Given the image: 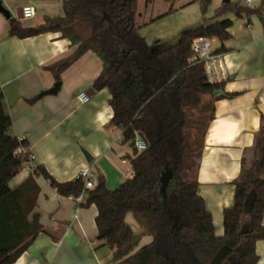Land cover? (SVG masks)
Masks as SVG:
<instances>
[{"label": "trees", "instance_id": "obj_1", "mask_svg": "<svg viewBox=\"0 0 264 264\" xmlns=\"http://www.w3.org/2000/svg\"><path fill=\"white\" fill-rule=\"evenodd\" d=\"M171 2V0H166ZM138 0H67L63 16L46 19L37 28H24L10 19L9 34L28 38L46 32H61L78 48L73 55L51 68L59 74L88 51L103 62L93 88L107 89L113 111L110 127L121 130L123 144H129L132 176L117 189H109L104 178L85 192L80 205H95L97 240L113 251L115 264H258L256 243L264 241V117L248 161L243 156L239 176L233 181L236 206L228 210L225 221L233 231L224 236L213 233L211 220L198 197V173L205 139L215 118L217 101L236 94L226 93L229 78L211 83L203 63H190L192 45L197 38L230 39L229 15L238 18L260 16V9L223 4L209 24L206 18L196 29L183 32L178 44L153 49L139 34ZM205 16L212 0H192ZM90 28L83 40L79 28ZM0 87V264H14L41 233L59 241L56 233L41 226L35 212L42 177L59 196L78 197L84 181L60 183L40 166L15 188L11 181L24 170L26 156L16 151L27 142L12 135V120L4 110ZM137 134L148 143L141 152L135 147ZM172 176L163 192V180ZM134 214L146 225L152 242L135 251L136 236L126 217ZM249 221L244 224V215Z\"/></svg>", "mask_w": 264, "mask_h": 264}, {"label": "crops", "instance_id": "obj_2", "mask_svg": "<svg viewBox=\"0 0 264 264\" xmlns=\"http://www.w3.org/2000/svg\"><path fill=\"white\" fill-rule=\"evenodd\" d=\"M65 1L0 0V6L11 12L10 19L21 22L24 28H37L48 18L63 16ZM247 1L230 0V3L260 9L261 15L243 18L229 15L230 39L224 43L211 41V48L216 43L213 52L221 56L224 70L216 66L214 80L210 82L220 83L230 78L225 91L236 94L215 103V118L205 139L198 173V197L217 236L233 231V222L225 221L227 211L236 206L232 183L240 174L244 150L253 146L264 117V0H251L250 4ZM223 4H226L224 0ZM26 6L35 9L33 23L25 24L28 20L22 17ZM10 19L0 13V87L4 110L12 120V135L27 142L35 157V167H44L60 183L77 180L79 173L87 169L94 175V182L104 178L109 189L124 183L132 176L128 159L132 152L124 149L123 140L119 141L123 132L109 126L113 117L109 91L96 92L93 88L104 66L102 60L88 51L63 70L58 80L51 68L71 57L78 47L61 32L23 39L12 37ZM78 31L83 40L89 38V27ZM58 82L61 88L57 94H47ZM81 92L90 96V102L76 106L73 101ZM118 131L122 133L111 138V133ZM85 152L92 158L91 162ZM109 153V169L100 170L92 164ZM126 164L131 166L130 171L122 175ZM31 174L32 171L24 169L10 187L15 188ZM37 179L40 194L35 212L40 215L41 226L60 239L54 242L48 234L41 233L14 264H115L113 251L97 240L96 206L82 208L76 200L59 196L42 177ZM243 221L248 223V214ZM256 253L258 264H264V241L256 243Z\"/></svg>", "mask_w": 264, "mask_h": 264}, {"label": "rangeland", "instance_id": "obj_3", "mask_svg": "<svg viewBox=\"0 0 264 264\" xmlns=\"http://www.w3.org/2000/svg\"><path fill=\"white\" fill-rule=\"evenodd\" d=\"M147 1L138 0L137 2V27L139 28V35L146 40L147 45L159 50L175 47L182 33L201 26L204 18L208 20L209 24L216 22L213 19L214 14L222 6L223 2V0H212L213 3H211L208 12L204 16L199 4L192 3V0H171V2H167L166 0H149L148 3ZM33 22L34 20L32 19L26 21L25 24ZM215 44L212 43V52L216 46ZM118 132L111 133V138L114 139L122 133ZM118 145L120 144L118 143ZM124 145L126 146L124 149L132 152L129 144ZM109 155L110 153L100 160H94L92 164H96L100 170L109 169L111 167L107 159ZM244 155L249 161L252 153L249 151ZM122 168V175H124L130 171L131 166L126 164ZM97 181L98 179L95 182ZM119 186L120 184L110 187L111 189H117ZM126 222L135 232V251L141 250L142 247L152 242V238L144 234L146 233L144 229L146 225H144V221L140 217L130 214Z\"/></svg>", "mask_w": 264, "mask_h": 264}, {"label": "built area", "instance_id": "obj_4", "mask_svg": "<svg viewBox=\"0 0 264 264\" xmlns=\"http://www.w3.org/2000/svg\"><path fill=\"white\" fill-rule=\"evenodd\" d=\"M248 4L251 3V0L247 1ZM22 17L23 19L29 20L35 17V9L31 6H26L22 9ZM211 39L207 38H197L194 40L192 45V51H194V57L190 60V63L196 64V63H203L205 66L206 74L209 78V81L214 80L215 72L214 69L217 66L221 71L224 70L223 64L221 61V56L219 54H216L212 52L211 50ZM222 78H225V74L221 75ZM77 98L74 99V105L76 106H83L90 102V96L86 92H81L76 96ZM137 138L135 140V147L138 149L139 152L146 150L148 143L145 139L140 137V134L136 135ZM123 138L119 137V141H122ZM16 156H26L28 158V163L25 166V170H29L34 172L35 170V157L30 152L28 146L27 147H21L16 151ZM78 178L82 179L85 183L84 185V192L79 195L78 197H70L72 200H76V202L79 204H83L86 200L85 192L88 190H92L96 187V184L94 182V175L91 173L89 169L83 170L79 173Z\"/></svg>", "mask_w": 264, "mask_h": 264}, {"label": "water", "instance_id": "obj_5", "mask_svg": "<svg viewBox=\"0 0 264 264\" xmlns=\"http://www.w3.org/2000/svg\"><path fill=\"white\" fill-rule=\"evenodd\" d=\"M224 3L229 4L230 3V0H224ZM0 13H2L7 19H10L11 18V14H10L11 12L7 11L2 6H0ZM18 18L19 19H22V17H18ZM60 88H61V83L58 82V83L55 84V86L53 87L52 90H50V91H48L46 93L47 94H57V92L60 90ZM140 137L143 138V139H145L143 135H140ZM84 154H85L87 160L89 162H91L92 161V158L89 156V154L86 153V152ZM171 177L172 176L170 175V173H167L166 176L164 177V180H163V188H162L163 192L165 191L166 185L170 181Z\"/></svg>", "mask_w": 264, "mask_h": 264}]
</instances>
